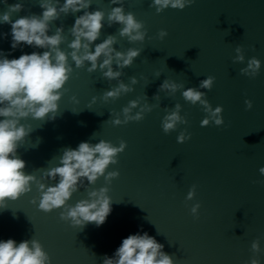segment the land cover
Returning <instances> with one entry per match:
<instances>
[{
  "label": "water",
  "instance_id": "water-1",
  "mask_svg": "<svg viewBox=\"0 0 264 264\" xmlns=\"http://www.w3.org/2000/svg\"><path fill=\"white\" fill-rule=\"evenodd\" d=\"M21 2L24 7L12 19L42 11L39 0ZM123 4L126 12L143 22L145 39L129 41L119 35L121 25L105 22L96 42L114 34L117 49H141L121 69L119 78L131 84L130 78L137 77L132 90L104 100L103 92L118 81L103 77L99 68L88 72L87 64L77 68L69 58L73 71L63 86L56 118H24L32 131L17 149L26 162L25 172L39 178L44 169L59 162L65 147L75 148L84 140L104 139L115 145L126 141L116 163L106 169L118 170L119 175L110 181L100 176L87 188L81 186L68 201L74 204L86 198L91 188L106 186L112 211L100 226L95 222L73 225L60 216L63 206L39 209L40 193L32 182L27 193L5 198L0 239H37L51 264H103L104 255H111L123 237L147 231L176 264H250L253 257L264 264V174L259 172L264 166V0H193L183 9L167 7L160 12L151 0H123ZM111 7L110 0H92L89 10L100 8L107 14ZM5 10L7 4L0 0V12ZM81 12L62 14L51 22V31L63 24L67 33ZM10 29V24H0V33H8L0 36V49L6 52ZM161 29L167 32L163 38ZM61 47L66 48V42ZM237 47L243 61L234 59ZM33 50L25 46L10 56ZM253 56L261 60L259 71L254 76L242 73L240 69ZM208 76L214 77L211 88L200 90L213 108L223 106L221 125L210 121L202 126L200 121L208 115L204 105L182 95L184 88L199 87ZM165 79L183 87L175 93L162 90ZM93 96L97 99L90 103ZM132 99L151 105V110L140 120L114 124L115 114L123 120L122 109ZM246 100L252 101L251 108ZM177 103L186 122L165 133L163 117ZM139 110L138 105L132 114ZM182 130L191 135L178 142ZM197 203L194 214L191 208ZM253 241H258V251L252 249Z\"/></svg>",
  "mask_w": 264,
  "mask_h": 264
},
{
  "label": "clouds",
  "instance_id": "clouds-1",
  "mask_svg": "<svg viewBox=\"0 0 264 264\" xmlns=\"http://www.w3.org/2000/svg\"><path fill=\"white\" fill-rule=\"evenodd\" d=\"M7 4V10L0 12V24H10L11 40L7 52L0 49V208L6 205L5 198L16 199L31 190L32 182L37 185L39 195V209L50 211L63 206L60 216L70 219L71 223L83 227L88 222H95L96 226L102 225L112 211V198L108 195V188L101 186L91 188L87 197L77 200L74 204L68 201L81 186L87 188L94 184L100 176L106 181L119 175L118 170L106 171L110 163H116L117 154L126 146V141L121 140L119 145L111 141L100 139L96 143L84 140L73 147H65L58 157L55 166L43 170L38 178L34 173L25 172V160L17 154L18 147L32 131L30 124L23 123L27 117L33 119L53 120L56 118L63 92V86L69 80L75 67H84L93 72L98 68L103 77L109 81L117 80L115 87L103 92V99L116 98L121 93L132 90V85L137 83V77L132 76L131 84L119 79L121 69L130 65L141 49L129 47L122 51L114 47L117 36L108 34L104 39L96 42L101 36V29L105 22L109 26L114 23L121 25L119 35L127 37L129 41H143L146 30L143 22L136 19L131 11H125L123 0H110L113 5L105 13L100 8L89 10L92 0H39L42 9L39 14L18 16L12 19L13 13L19 12L24 4L21 0ZM193 0H151V5L160 12L167 7L183 9ZM81 10H83L81 12ZM76 15L71 27L65 32L63 24L51 31V22L57 20L62 14ZM167 34L161 29L159 36ZM8 33H0L6 37ZM69 35L71 39H69ZM67 47H61L62 44ZM95 42V43H94ZM31 46V52L21 51L19 56H10L16 49ZM35 49H43L37 51ZM238 55L234 58L244 60L240 47L236 48ZM115 65V67H114ZM261 67V60L253 56L248 59L247 65L241 68L242 73L254 76ZM214 77L208 76L200 81L199 87L184 88L183 97L195 104L204 105L208 113L201 121L205 126L214 121L216 125L223 124V106L214 108L204 99L205 93L200 88H211ZM183 87L174 80L165 79L160 89L175 93ZM158 96V94L156 95ZM97 97L93 96L90 103ZM76 101V97H72ZM78 102V101H77ZM140 106V110L132 114L133 109ZM248 108L252 101L246 100ZM181 105L165 114L162 128L165 133L176 128L177 123H184L185 118L180 114ZM151 105L140 104L139 99H132L122 109L123 120L120 114H115L114 124L126 123L130 120H140L145 111H150ZM191 134L182 130L178 142H184ZM264 174V166L259 168ZM48 180L55 181L47 183ZM194 195L190 190L187 197ZM36 198H33V203ZM199 204H194L192 213H196ZM142 228V226H141ZM255 251L259 250L258 241L251 245ZM164 245L155 236L147 231H136L123 237L120 244L111 255L105 254L103 264H176L173 257L165 252ZM0 264H51L48 253L37 239H25L17 242L14 238L0 239ZM250 264H260L258 258L253 257Z\"/></svg>",
  "mask_w": 264,
  "mask_h": 264
}]
</instances>
